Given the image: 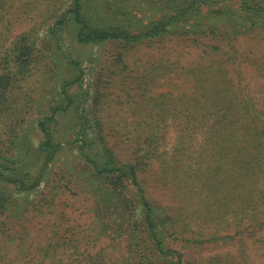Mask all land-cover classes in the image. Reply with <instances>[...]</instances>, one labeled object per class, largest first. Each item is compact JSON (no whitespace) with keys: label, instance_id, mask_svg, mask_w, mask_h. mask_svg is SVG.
Instances as JSON below:
<instances>
[{"label":"rangeland","instance_id":"374dc122","mask_svg":"<svg viewBox=\"0 0 264 264\" xmlns=\"http://www.w3.org/2000/svg\"><path fill=\"white\" fill-rule=\"evenodd\" d=\"M71 3L0 0V76L10 70L18 78L7 86L0 81L4 109L18 121L13 122L15 132L7 135H18L11 152L15 167L38 173L44 156L37 152L43 141L37 123L51 107L66 106L63 82L80 77L67 88L76 110L59 113L57 125H51L61 150L44 181L28 192L0 181V193L14 204L7 217L21 213L13 224L0 212V264H161L160 258L174 254L167 253L169 245L186 264H264V29L249 31V22L239 20L244 24L240 27L236 20L240 32L230 41L195 36L196 43L179 38L134 46L107 39L81 42L80 24L67 14ZM82 6L89 24L101 26V17L120 15L123 8L146 24L167 13L170 4L82 0ZM105 19L121 24L115 17ZM21 38H26V46H20L24 54H13ZM19 57L16 66L13 59ZM95 91L101 96L95 117H103L109 132V142H104L122 161L132 158L134 147H159L139 175L153 207L161 211L156 217L171 218L174 234L163 237L168 246L157 245L145 226L133 223L131 203L126 226L120 221L93 225L97 215L90 195L74 194L67 178H60L67 168L90 177L89 164L76 146L99 142L98 130L89 126ZM193 93L194 102L188 98ZM226 125L236 135L230 146H246L241 153L251 167L249 177L222 183V191L232 198L223 203L191 173L212 168L213 158L204 152L207 137ZM253 126L255 132L250 131ZM122 193L127 201L133 198L128 186Z\"/></svg>","mask_w":264,"mask_h":264},{"label":"trees","instance_id":"16d2710c","mask_svg":"<svg viewBox=\"0 0 264 264\" xmlns=\"http://www.w3.org/2000/svg\"><path fill=\"white\" fill-rule=\"evenodd\" d=\"M168 2L170 4L169 11L163 14L162 17L154 18L146 24H144L143 17H137L129 8H123L120 15L114 14L101 17V26H95L93 23L89 24L91 20L82 15V0H72L67 14L70 15V18L74 15L75 20L80 24L79 40L81 42L107 39L119 41L124 46L163 41L167 38H179L182 41L190 40V42L196 43V40L193 39L196 38L195 36H212L216 39L227 37L230 41L237 32L238 24L236 20L239 22L240 27L243 22H249V27H246V30L249 31L257 27L264 29V0H239L237 7L232 6V3H235L236 0H168ZM108 17L119 19L121 24L118 23V20L107 23L108 19L105 18ZM104 19L105 21H103ZM25 40L26 38H21L16 42L15 47L12 49L13 54L14 52L23 51L20 46H26V44L22 45ZM23 54L24 52L21 53V55ZM21 60L20 57L13 59L16 66ZM71 63L76 65V62ZM9 72L7 75L0 76V81L5 80L7 82L5 83L6 86L18 81L17 76L12 71L9 70ZM79 80L80 77L77 76L75 79L71 77L63 82L61 93L67 100L66 106L55 105L51 107L49 115L42 117L37 123V128L43 135V141L39 143L37 152L39 155L44 156V162L35 176L30 171H23L13 164L11 152L18 135L10 139L7 135L15 132L13 122L18 121L7 114L11 111L7 107L4 109L3 100L1 99L3 97L0 95V121L2 122V128H0V139L2 140L0 142V159H2V162H0V181L16 185L22 192L31 191L44 181V177L51 171L49 169L54 163L57 153L61 150V143L56 141L51 125H57L56 117L59 113H67L70 107L76 110L77 101L68 95L67 88H70ZM193 96L194 93L188 97L192 102H194ZM100 97L98 91H95V102L92 106L94 110L92 112L93 118L92 123H89L90 127L95 126L98 130L99 142L87 145L83 142L82 145L76 146L79 156L88 162L87 169L91 173L90 177L94 179L81 174L74 175L68 168L62 174L59 172L63 175L60 178H67V181L73 185L74 194L79 195L85 191L90 195L92 210L97 215L93 225L96 224L101 227L106 223L117 224V221H120V226H126L130 218L128 206L131 203L133 204V207H130V211L134 214L133 223L140 225V227L145 226L146 233L155 240L157 245L168 246L169 244L166 243L163 237L171 238L174 234L173 226L170 223L171 218L169 216L156 217L161 214V211L158 207L157 209L153 207L154 205L146 195L143 180L140 179L139 175L144 166L157 154L159 147L156 145L151 149L148 146L145 150L141 147H134L132 158L122 161L113 147L104 142L105 139L108 141L109 137V132H106L104 127L106 121L103 120L101 115L95 117V114L99 113L95 110V107H97ZM84 111L88 114V111L85 109ZM75 113L78 114V119L81 120L79 111ZM227 127L226 125L221 132L209 133V137H207L210 139V143L206 144L204 152L210 154L213 158L212 168L209 169L208 173L198 174L199 169H195L191 173L196 174L195 176L208 187L207 193L217 195L218 200L223 203H227L232 198L226 196L229 192L222 191V183H226V181L238 182L244 176L249 177L247 173L251 167V160H245L241 153L243 148L244 152L246 146H230L236 139V135L234 130L226 129ZM254 130L255 126L250 129L251 132H255ZM250 131H246V134L250 135ZM257 142L259 141L257 140ZM86 149L87 151H85ZM72 171L74 173L80 172L77 170ZM218 174H223V179ZM212 177L214 182L211 180ZM90 184L93 185L91 188H89ZM127 186L133 191V198H128V201L122 193V188H127ZM13 206L10 196L0 193V212L6 213L7 217ZM20 216L21 213L18 211L14 216L7 218H10L14 224L20 219ZM135 216L142 223H139ZM155 219H158V221ZM160 250L162 251V249ZM166 251L174 254L160 258L161 264H186L181 255H178L176 249L172 248L171 245L166 247Z\"/></svg>","mask_w":264,"mask_h":264}]
</instances>
